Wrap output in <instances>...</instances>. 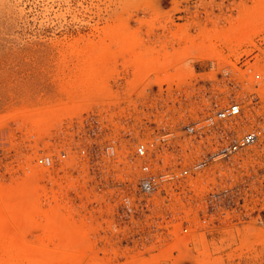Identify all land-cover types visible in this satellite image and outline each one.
<instances>
[{"label":"rangeland","instance_id":"rangeland-1","mask_svg":"<svg viewBox=\"0 0 264 264\" xmlns=\"http://www.w3.org/2000/svg\"><path fill=\"white\" fill-rule=\"evenodd\" d=\"M229 102L255 144L125 213L132 148L184 168L216 147L182 127ZM263 164L264 0H0V186L30 195L0 216V264H264Z\"/></svg>","mask_w":264,"mask_h":264},{"label":"built area","instance_id":"built-area-1","mask_svg":"<svg viewBox=\"0 0 264 264\" xmlns=\"http://www.w3.org/2000/svg\"><path fill=\"white\" fill-rule=\"evenodd\" d=\"M240 112V106L237 102H229L226 106L214 111V114L206 115L203 119L184 125L181 130L184 138L189 137L193 141V139L200 140L201 138L211 136L210 141L216 149L207 152L200 159L191 162L188 166L179 170L169 167H159V170H155L152 159L156 154L157 146L153 142H138L132 148V160L137 162L138 171L137 175H132L134 177L133 192L136 198L132 200L129 195L130 193L124 194L122 197L123 211L130 213L133 209L143 208V205L146 204L150 196L166 190L168 186H176L182 178L189 176L190 173L202 172L211 163H218L229 159L241 150L255 144L258 140V133L256 131H249L242 135H232L230 131L226 130L227 127L223 125L224 120L231 119L239 115ZM173 138H175L173 131L161 134L158 137V147L169 144ZM103 149L108 156L116 155L113 144L105 145ZM81 152L84 153V150H81ZM66 154V151L62 150L57 157L46 155L43 158V163L51 167L56 160L65 158ZM229 191L230 188L224 186L217 191H212L210 194L213 196H225ZM204 221H206V218H204ZM184 231H187V228Z\"/></svg>","mask_w":264,"mask_h":264},{"label":"bare ground","instance_id":"bare-ground-1","mask_svg":"<svg viewBox=\"0 0 264 264\" xmlns=\"http://www.w3.org/2000/svg\"><path fill=\"white\" fill-rule=\"evenodd\" d=\"M22 177H23V176H22ZM15 178H16V177H15ZM18 180L20 181V179H18ZM26 180H27V179H26ZM23 181H24V179H23ZM23 181H22V182H23ZM27 181H28V180H27ZM17 182H18V181H17ZM31 182H33V181H30L29 183H31ZM1 184H3V183H1ZM4 184H5V183H4ZM14 184H15V183H14ZM17 184H20V183L18 182ZM17 184H16V186H19V185H17ZM21 184H22V183H21ZM21 184H20V186H21ZM33 184H34V183H33ZM22 185H23V184H22ZM28 185H29V184H27V186H28ZM31 185H32V184H31ZM34 185H35V184H34ZM2 186H3V185H2ZM12 186H13V185H12ZM20 186H19V187H20ZM13 187H14V186H13ZM19 187H18V188H19ZM21 187H23V186H21ZM24 187H26V185H24ZM24 187H23V188H24ZM29 187H30V185H29ZM34 187H35V186H32V189H33ZM18 188H17V189H18ZM11 189L14 190V188H12V187H11ZM17 189H15L16 192H17ZM21 189H22V188H21ZM27 189H28V187H27ZM30 189H31V188H30ZM30 189H28V190H30ZM13 190H9V189L7 188V185H6L5 187L3 186L2 188H1V186H0V202H1V205H0V216L3 217V219L5 218V220L7 221V223H8V221H9L10 218H13V217L15 218L16 213H19V214H20V212H22L21 215H22V216L25 215V213L23 214V211H20L21 208H22V207L24 208V206H25V205H24V204H25V201H24V203L22 204L21 200L25 199L23 196L26 197V195H28V194L26 193V194H24L23 196H21V197H22V199H21L20 196L17 197V196H18V195H17L18 192L16 193V192L13 191ZM24 190H26V189L24 188ZM24 190L22 189V191H24ZM22 191H21V193H22ZM29 192L31 193V191H29ZM33 192H34V190H33ZM30 193H29V194H30ZM22 194H23V193H22ZM32 194H33V193H32ZM28 197H30V195H28ZM17 199H18L20 202H19ZM25 200H26V199H25ZM20 204H22V205H20ZM36 204H37V203H36ZM17 205H18L19 207H21V208L18 209V206H17ZM23 208H22V209H23ZM38 208H39V207H38ZM23 210H24V209H23ZM19 211H20V212H19ZM26 211H27V210H26ZM28 211H29V210H28ZM28 211H27V212H28ZM55 211H56V210H55ZM24 212H25V210H24ZM53 212H54V211H53ZM56 212H57V211H56ZM56 212H55V213H56ZM32 213H33V210H32ZM35 213H36V212H35ZM37 214H38V213H37ZM51 214H52V213H51ZM57 214H58V213H57ZM14 215H15V216H14ZM17 215H18V214H17ZM19 216H20V215H19ZM19 216H18V218H19ZM1 217H0V218H1ZM20 217H21V216H20ZM8 218H9V219H8ZM22 218H23V217H22ZM33 218H34V217H33ZM62 219H63V218H61L60 220L65 222V220H62ZM108 219H109V218H108ZM1 220H2V219H1ZM5 220H4V221H5ZM17 220L19 221V219H17V217H16V219H14L13 222H15V221H17ZM4 221H3V222H4ZM10 221H11V220H10ZM64 222H63V223H64ZM4 223H5V222H4ZM16 223H17V222H16ZM21 223H22V222H21ZM67 223H68V222H67ZM67 223H64V225H63L64 228H65V225H68ZM6 225H7V224H6ZM9 225H10V222H9ZM16 225H18V224H16ZM13 228H14V227L12 226V229H13ZM67 228H68V227H67ZM74 230L76 231V228L74 229V227H73V229H72L71 231H74ZM13 232H14V231H13ZM72 233H73V232H72ZM72 235H73V234H72ZM69 237H70V236H69ZM70 238H71V237H70ZM74 238H75V237H74ZM12 239H13V238H12ZM15 239H16V238H15ZM62 239H63V238H62ZM66 239H67V240H65V238H64V243H65L66 241H67V242H70V241L72 240V239H70V240L68 241V237H66ZM11 241H13V240H11ZM75 241H76V240H75ZM80 241H81V240H80ZM61 242H63V240H62ZM78 242H79V241H78ZM89 243H91V242H89ZM65 244H66V243H65ZM87 244H88V243H87ZM90 245H91V244H90ZM84 246H85V245H84ZM84 246L81 244V247H83V250H84ZM86 246H87V245H86ZM86 246H85V247H86ZM64 249H65V248H64ZM86 249H87V248H86ZM86 249H85L84 251H86ZM57 251H59V250H57ZM78 251H79V250H78ZM88 251H89V250H88ZM76 252H77V251H76ZM76 252H75V253H76ZM72 253H74V252H72ZM78 253H79V252H78ZM86 253H87V251H86ZM90 253H91V252H90ZM90 253H89V254H90ZM49 254H50V253H49ZM66 254H68V252H66L65 255H66ZM80 254H82V253H80ZM80 254H78V255H76V254H71V255H73V256L76 255L75 257H77V256H79ZM84 254H85V253H84ZM57 255H60V253L57 254ZM62 255H64V253H62ZM53 256H54V255H53ZM82 256H83V255H81L80 257H82ZM85 256H86V255H85ZM33 257H34V256H33ZM47 257H48V256H47ZM47 257L45 256V258H47ZM51 257H52V255H51ZM80 257H79V258H80ZM88 257H89V256H88ZM12 258H13V257H12ZM34 258L36 259L37 257H34ZM40 258H42L41 261H44L43 263H45V261H48V260L44 259V256H43V257H40ZM40 258H39V259H40ZM48 258H49V257H48ZM52 258H53V257H52ZM52 258H51V259H52ZM54 258H55V260L57 259V258H56V255L54 256ZM58 258H59V257H58ZM77 258H78V257H77ZM77 258H76V259H77ZM89 258H90V257H89ZM39 259H38L37 261H39ZM81 259H82V258H81ZM92 259H93V258H92ZM55 260L53 259V261H51L52 263H50V262H49V263L46 262V263H47V264H53V262H54V264H55V262H56ZM57 260H58V259H57ZM62 260H63V259H62ZM62 260H61V261H62ZM79 260H80V259H78V260H76V261H79ZM89 260H90V259H89ZM41 261H39V262H41ZM49 261H50V260H49ZM39 262H37V263L39 264ZM59 262H60V261H58V263H59ZM43 263L41 262V264H43ZM58 263H56V264H58ZM65 263H68V262H65V261H64V264H65ZM79 263H80V262H79ZM79 263H78V264H79ZM59 264H61V263H59Z\"/></svg>","mask_w":264,"mask_h":264}]
</instances>
